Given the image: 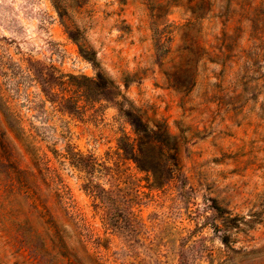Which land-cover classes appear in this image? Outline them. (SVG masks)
I'll list each match as a JSON object with an SVG mask.
<instances>
[{
  "label": "rangeland",
  "instance_id": "obj_1",
  "mask_svg": "<svg viewBox=\"0 0 264 264\" xmlns=\"http://www.w3.org/2000/svg\"><path fill=\"white\" fill-rule=\"evenodd\" d=\"M140 115L178 141L161 185ZM73 163L114 169L118 230ZM73 231L103 264H264V0H0V264H93Z\"/></svg>",
  "mask_w": 264,
  "mask_h": 264
},
{
  "label": "trees",
  "instance_id": "obj_2",
  "mask_svg": "<svg viewBox=\"0 0 264 264\" xmlns=\"http://www.w3.org/2000/svg\"><path fill=\"white\" fill-rule=\"evenodd\" d=\"M131 124L133 126L134 137L131 140L126 137L127 140L124 141L126 147H123L122 150L127 151L129 147L130 152L128 155L135 166L139 170L145 171L150 175L153 185H161L166 175L172 171V167L177 165L178 141L168 132L167 126H165L164 123H155L151 126L144 121L143 117L140 115L136 117V119H133ZM159 138L167 139L170 141V145H168L164 139ZM77 160H82V157L80 155H75V161ZM73 166L79 167L77 169H82L85 172L86 182L82 187L93 197V207L95 209H101V214L106 225L118 230L122 221L120 214H118L121 208L119 195L122 188L118 186V183L112 181L114 180V169L104 163H73ZM102 170H104L105 173V180L109 183L108 187H105L96 179V173L98 171L102 172ZM26 176L29 179L34 177L31 172H27ZM56 194L61 204V210L68 213V204L64 199L61 186L58 187ZM47 204L48 201L41 199L39 196H35V194L33 195L32 206L35 209L44 210V213H49L50 210ZM217 210L220 209L217 207ZM134 215V212L129 213L132 220L136 219ZM74 219H76V217L73 215V220ZM230 221H236L237 224L240 223L237 217H232L230 214L224 216L222 222L224 229L221 241L226 247L229 244V234L226 233L227 231L225 230L229 227L228 222ZM73 236L77 247L83 249L87 259L93 264H103L85 250L81 235L77 231H73ZM62 243H64L63 238ZM73 258L76 262L80 261L77 255L73 256Z\"/></svg>",
  "mask_w": 264,
  "mask_h": 264
}]
</instances>
